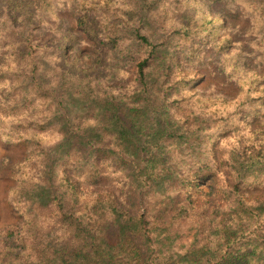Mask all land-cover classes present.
I'll return each instance as SVG.
<instances>
[{
	"label": "clouds",
	"instance_id": "clouds-1",
	"mask_svg": "<svg viewBox=\"0 0 264 264\" xmlns=\"http://www.w3.org/2000/svg\"><path fill=\"white\" fill-rule=\"evenodd\" d=\"M215 3L216 0H161L154 11L147 13L152 20V28H141V32H154L153 43L167 41V44L160 58L150 61L144 68L142 78L135 74L134 69L150 51V46L137 48L131 35L140 27L141 13L146 11L142 10L139 0H33L30 5L32 11L26 13L30 21L24 22L21 16L20 27L9 26L0 33V43H6L11 51L18 43H29V33L35 24L40 25L41 36L47 33L45 39H63L68 45L67 52L61 54L57 50L55 55L45 57L52 65V70L47 73L51 80L44 85L54 97L49 104L50 111L63 110L55 100V90L63 84L73 97L81 100L102 92L129 108L160 111L170 118L171 126L177 129L178 134L183 133L187 137L184 142L162 139L158 143H152L149 137H145L146 146L165 157L159 174L163 176L172 171L177 177L175 182H166L160 190L149 191L141 180L125 184L127 178L121 176L123 187L113 182L107 185L108 191L101 188L104 204L101 211L107 215L93 216L94 223L102 224L113 219L108 206L113 204L115 197L120 198L124 207H131V201L137 215L143 212L144 237L152 238L151 247H156L155 241L161 234L179 232L184 237L191 234L189 229L199 230L202 241L207 237L215 244L225 230L237 229L241 224L255 227L257 223H264V217L250 219L244 214L241 209L252 211L249 208L251 197L247 194L240 196L231 188L237 182L259 185L257 200L264 203V171L246 176L241 168L244 147L252 141L248 139V123L240 120L236 111L237 103L244 109L249 108V104L244 102L245 97L264 95V86L259 92L246 90L236 102L221 91L227 82L235 81L237 85L252 82L251 86L255 88V82L264 80V0H223L227 8L224 16L209 12V7ZM126 13L132 18L129 19ZM76 16L84 20L92 16L95 24L86 23L80 30L71 23L70 18ZM61 25L71 30L66 31ZM125 36L129 37L126 41L128 47L123 46V40L116 46L109 43L113 37ZM226 44L230 47H225ZM245 46L251 49L253 57L248 67L236 63ZM48 51L51 53L53 50ZM176 52L180 53L178 62L174 56ZM41 54L37 52L33 56ZM126 55L130 57L128 62L122 59ZM34 62L25 60L11 70L13 88L17 77L23 80L31 73ZM57 64H60L59 68ZM129 73H132L131 77ZM98 75L103 79H97ZM113 78L121 81L123 86L111 88L109 82ZM8 91L5 88L0 95L5 110L13 102L7 98ZM37 91L31 89L29 99L34 98ZM225 101L233 106L221 107ZM34 110L38 111L36 104H32L25 113V125L37 118L36 115H28ZM253 115L259 116L260 125L264 127V103L256 102ZM73 124L76 125L73 130H81L88 125L102 126L103 121L99 110H96L93 119L82 117L74 120ZM229 129L235 139L223 138ZM50 131L59 132V126ZM256 132L261 136L257 147L264 146V133L260 128ZM0 138H9L7 122L0 130ZM26 138L32 141L27 146V154L49 150V144L39 131L26 130L13 136V139ZM57 139L62 137L57 135ZM9 155L0 151L5 168ZM67 159L73 178L84 183L97 175H111L108 170L111 161L95 164L83 156H69ZM224 174H227V182ZM63 176V169H57L54 183L63 185L61 191L67 187L63 184ZM34 228L41 229V223L37 221ZM213 229H218L220 235L210 236ZM186 242L183 238L176 240L172 250L179 251L180 245Z\"/></svg>",
	"mask_w": 264,
	"mask_h": 264
},
{
	"label": "trees",
	"instance_id": "trees-1",
	"mask_svg": "<svg viewBox=\"0 0 264 264\" xmlns=\"http://www.w3.org/2000/svg\"><path fill=\"white\" fill-rule=\"evenodd\" d=\"M32 2L33 0H0V14L4 11L3 9H10L9 14H6L5 17L14 26L21 24V16L24 17V22H29L31 18L26 13L32 11L30 8ZM160 2L161 0H139L142 10L146 11H142L140 27L133 30L131 35L135 38L134 42L137 48H142L145 45L150 46V51L135 65V74L141 78L144 76V68L149 65L150 61L160 58L163 47L167 44V41L153 43L151 38L155 35L154 32L147 30L141 32V28H152V20L147 13L154 11ZM216 2H223V0H216ZM126 14L129 15V19L132 18L131 14ZM74 19L75 26L80 30L84 29L86 23L95 24V18L92 16H87V20L80 16H76ZM4 22L6 21L4 20ZM4 24L0 23V33L4 32ZM60 27L65 28L66 31L71 30L65 25ZM39 28L40 25H33V30L29 33L31 40L28 44L18 43L14 51L8 49L7 52L0 53V95H3L7 88L9 89L7 98L13 101L6 110L3 102H0V130L7 122L9 138L6 141L24 143L27 146L32 141L27 138L13 139L14 134L26 130L39 131L49 144L47 152L43 149L39 153L34 151L20 163L16 172L12 174L14 185L10 188L7 199L20 219L17 223L0 230V264H154L153 256L150 255L153 250L149 244L152 238L144 237L146 225L143 212L139 215L137 212H132L131 210H134L135 206L131 201H129L131 207H124L120 198L115 197L113 204L108 206L113 219L106 220L102 224H95L92 217L107 215L106 212L101 211L104 207L101 188L108 191L107 185L113 182L123 187L121 176L127 178L125 184L129 181L135 183L137 180H141L144 184L150 182L152 185L162 182L165 176L175 178V180L177 177L172 171L163 176L159 174L163 165L162 154L142 156L139 148L135 149V154L143 165L139 166L137 164L141 163H137L128 166L117 150L120 149L121 152L129 155V148L105 147L102 145L105 140L101 138L98 130H94L93 125L83 128L80 134L70 133L69 129L76 126L73 124L74 118H71L70 115L66 117L67 113L64 111H50L49 104L54 97L48 89L44 88V85L51 80V77L47 75L50 71L49 68L51 67L52 70V65L45 57L55 55L57 50L61 54L67 52L68 45L64 43L63 39L56 40L55 37L45 39L47 33L41 36ZM89 38L91 39V37ZM128 38V36L113 37L109 43L116 46L123 40L125 41L123 46L128 47L126 43ZM2 44L7 45L0 43V48ZM225 47H230V45L226 44ZM49 49L53 51L50 53ZM37 52L42 54L34 57L33 53ZM250 53L251 49L245 46L241 54L237 56L236 63L240 65L239 61L244 58L243 54L251 57ZM178 55L179 52L174 53L177 62ZM122 59L128 62L130 57L126 55ZM25 60L35 61L32 63L31 73L23 80L17 77L16 87L13 88L11 70L18 68L20 63ZM41 67L43 71L40 70ZM57 67L59 68L60 64H57ZM251 83L248 87L244 86L247 83H241V90L232 101L236 102L237 98L241 97L246 90L259 92L264 86V80L255 82V88L251 86ZM34 88L38 89L37 94L34 98L29 99L30 90ZM63 88L66 87L62 84L55 90V100L61 108L69 96L68 91L67 96H64L66 92ZM257 101L264 103V95L245 97L244 102L249 104V108L244 109L237 103L236 111L240 113L243 109L242 111H250L253 114V106ZM32 104L38 106V111L34 110L28 115H36L37 118L29 120L25 125L23 123L25 113ZM222 105H226L225 108L233 106L227 101ZM133 111H137V109H133ZM255 111L258 112L259 109H255ZM155 114L164 116L165 125L161 127L162 131L168 132L169 137H185L183 133L178 134L177 129L171 126V120L167 115L160 111H155ZM187 123L188 121L185 120V124ZM57 126H59V132L50 131L57 129ZM89 128L94 132L90 130V134L86 133ZM162 131L160 130L159 134H162ZM261 133H264V129H261ZM57 135H60L62 139H57ZM104 135L106 136L107 133L105 132ZM55 136V142L49 143L48 140L55 139ZM112 138L118 139L113 132ZM260 139V134L256 135L252 140L250 139L252 142L244 147L242 153L244 160L241 161V168L246 176L264 171V150H262L264 146L257 147ZM69 156L73 158L83 156L86 161L95 164L111 161L108 164L111 175H97L87 183L76 180L67 167V157ZM57 169H63L64 172L63 184L67 187L63 191H61L63 185L54 183ZM224 179L227 182L226 174H224ZM42 181H49V183L45 184ZM105 181L108 182L106 185ZM256 187L259 188V185L250 183L242 185L240 182L231 185L234 193L240 196L247 194L251 197L249 208L252 211L241 209L250 219L264 217V203L257 200L259 189L253 193L249 192ZM124 199L128 200L129 198L124 197ZM232 211L236 212L235 209ZM37 221L41 223V229L34 228ZM111 225L117 229V241L114 244L108 242L104 236ZM212 231L218 236L220 235L218 229ZM205 245L206 243L196 245V256L187 259L188 255H185L178 258L176 264H181L183 261L199 264L204 257H207L205 264H264V223H257L255 227L241 224L237 229L225 230L213 250H211L212 248L204 249ZM157 264H171V262Z\"/></svg>",
	"mask_w": 264,
	"mask_h": 264
},
{
	"label": "rangeland",
	"instance_id": "rangeland-1",
	"mask_svg": "<svg viewBox=\"0 0 264 264\" xmlns=\"http://www.w3.org/2000/svg\"><path fill=\"white\" fill-rule=\"evenodd\" d=\"M14 8L13 6H10ZM2 8V7H1ZM4 11L0 14V23L4 24L5 29L4 31L9 27L12 26L13 28L20 27L19 24H15V26L11 23H9L5 17L6 14H9L10 9H3ZM209 12L212 14H218L220 16H224L227 14V8L223 2H216L214 5L209 7ZM71 23L75 25V19L74 17H71ZM4 20L6 22H4ZM8 50V46L5 44L1 45L0 53H5ZM244 58H241L239 61V64L248 67L253 57L243 54ZM180 56V53L179 55ZM179 58V57H178ZM51 70V67L49 68ZM132 73H129V77H131ZM97 79H103L102 75H98L96 77ZM197 77H193V79H196ZM200 79H203V76L199 77ZM250 83V82H249ZM249 83H247L246 87L249 86ZM118 84V85H116ZM244 84V83H243ZM62 85V84H61ZM60 85V86H61ZM121 81L112 79L109 82V86L111 88H118L121 87ZM245 87V88H246ZM66 94L64 96H67V91L69 92V96L66 98V102L63 105L64 113H67L66 117L71 116V118H74V120H80L82 117H92L93 119V113L96 110H99L100 118L103 121V125L99 127H94V130H98L100 132V136L105 141L102 143V145H105V147L109 148H129L128 152H130L129 155H126L124 152H121L120 149L117 150V152L122 156L125 163L128 164V166L136 165L137 163H141L135 154V149L139 148L141 155L149 157L152 156H159L161 154L157 152H152L145 144V137L150 138V142L152 143H158L162 139H175L180 140L182 142L187 140V137H169L167 134L168 132L162 131V125L164 126V118L162 119L160 114L156 115L155 111L151 108H145L143 110L137 109V111H133V109L136 108H129L125 106L120 101H117L114 97L109 98L108 96L104 95L102 92L97 95L93 96L90 99L81 100L79 98L73 97L70 90L68 88H63ZM241 90L240 84L237 85L235 81L227 82L225 83L224 88L221 89V91L226 96H231V99L236 98ZM221 107H226V105H221ZM243 110V109H242ZM239 115V119L246 121L249 125L248 128V139L252 140L257 134L255 131L257 128L264 129V127H261L260 125V118L257 115H253L250 111H242ZM251 116V120H248L247 118ZM76 127V126H75ZM73 128L69 129L70 133L73 134H80L82 133L81 130H73ZM90 128L86 131V133L90 134ZM94 130H91V132H94ZM162 131V134H159V131ZM107 133V139L104 133ZM112 132L116 134L118 139L112 138ZM123 132V133H122ZM67 135V133H66ZM231 137L232 139H235V137H232L231 129L225 134L223 138L227 139ZM259 138V137H258ZM55 139H49V143H54ZM96 145V144H95ZM134 148V149H133ZM0 151L10 154L8 156V166L5 168L3 165V160L0 159V230L4 229L5 227L17 223L19 221V216L16 213L14 207L9 203L7 197L10 191V188L14 185V178L12 174L16 172L17 167L20 165L22 161H24L30 154H27V145L24 143L19 142H7L6 140H3L0 138ZM163 164L165 163V157H162ZM139 166L143 165L137 164ZM135 167V166H134ZM138 168V167H137ZM171 172H166L167 174ZM165 173V174H166ZM227 175V174H226ZM168 176H165V179L160 182L159 184L152 185L150 182L146 183L148 186V190L151 191L153 189L160 190L161 187L166 182H175V178H168ZM108 182L105 181V185ZM259 188H252L249 190L250 193H253L254 191L258 190ZM134 206L135 204L132 203ZM132 212H136V209L134 207V210H131ZM142 213V212H140ZM108 230V231H107ZM106 230L105 237L107 238L108 242L110 243H116L117 241V229L113 225L109 226V228ZM189 232H191L190 235L182 237V234L179 232L175 233H169L168 235H163L156 239L155 244L156 247H151L153 252L150 253L151 256H153V262L154 264L157 263H164V262H171V264H176L178 258H182L185 255H188L187 259H190L194 256H196V250L197 247H195L198 244H205L204 249L211 250L214 249L215 245L218 241L213 244L212 241L207 239V237L203 238V241L200 238L199 230H192L189 229ZM210 236H218L214 231L209 233ZM184 239L187 242L180 245L179 251H173L172 249L175 247V241ZM152 241L149 242L151 245ZM207 258V257H206ZM200 260L199 264H205V259ZM181 264H190L189 261H183Z\"/></svg>",
	"mask_w": 264,
	"mask_h": 264
}]
</instances>
